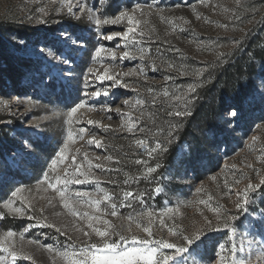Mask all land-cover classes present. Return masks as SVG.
<instances>
[{"label":"rangeland","instance_id":"374dc122","mask_svg":"<svg viewBox=\"0 0 264 264\" xmlns=\"http://www.w3.org/2000/svg\"><path fill=\"white\" fill-rule=\"evenodd\" d=\"M70 6L74 14L69 13ZM90 10L101 19L120 11L133 15L138 21L136 40L147 49L144 59L137 48L124 47L122 37L106 41L99 35L122 33L126 20L97 29ZM99 46L112 49L115 58L102 53L101 59L94 60ZM125 51L130 53L127 58H123ZM169 64L174 67L169 69ZM89 68L95 75L88 74ZM225 68L236 72L212 90L214 72ZM105 69L123 86L104 81L89 83L85 90L86 81H96ZM200 69L204 71L197 76ZM189 84L197 88L188 97V114L169 116V112L185 110L182 102L172 99L175 86L186 90ZM104 88L109 89L108 95H103ZM165 89L168 96L163 94ZM97 90L101 96L92 97ZM211 97L214 110L192 120L199 104ZM137 99L144 104L135 109L125 105V100L134 103ZM84 101L69 125L68 112ZM232 108L237 115L230 118L226 112ZM129 116L130 122L139 119L138 127L150 131L122 130ZM191 121L189 136L180 142V131ZM81 128L85 129L82 138ZM69 131L72 141H68ZM90 139L99 140L102 147L88 144ZM136 139H147L150 146L159 140L166 151L149 158L136 147ZM173 144L175 154L170 158L167 153ZM61 148H65L64 160L53 171L51 162L59 161ZM107 156L113 159L105 160ZM86 157L92 165L88 181L69 184L70 192L88 191L99 198L98 185L120 195L122 189L144 193V205L138 201L131 207L118 205L117 216L109 214L107 201L101 203V218L116 233L109 241L119 242L120 236L129 243L132 237L164 239L186 247L184 253L165 250L174 257L170 264H217L218 246L224 243L226 264H231L233 256L244 264H264V225L259 223L264 186L249 192L245 209L236 207L244 202L247 185H258L264 178V0H0V256L9 264H68L56 250L103 246L104 240L79 214L71 216L44 180L45 172L62 179L74 173L84 179L80 171H88ZM136 159L148 160L152 167L159 164V168L148 179L134 180L144 171L134 163ZM96 164H102L103 171ZM111 179L118 183H110ZM126 179L131 182L124 184ZM16 188L22 192L12 197ZM156 188L161 190L157 193ZM198 188L202 189L199 193ZM209 196L212 205L236 217L229 221L234 233L222 227L206 229V218L214 229L217 225L215 214L198 203ZM9 200L25 214L5 208ZM169 208L175 210L163 217L169 227H177L184 236L200 229L206 233L190 245L171 236L159 223L160 214ZM80 209L100 215L92 208ZM141 210L156 214L151 237L143 231L149 218L136 215ZM94 226L105 229L103 224ZM8 231L13 232L10 238ZM4 247L18 254L14 262Z\"/></svg>","mask_w":264,"mask_h":264},{"label":"snow or ice","instance_id":"6c2138e0","mask_svg":"<svg viewBox=\"0 0 264 264\" xmlns=\"http://www.w3.org/2000/svg\"><path fill=\"white\" fill-rule=\"evenodd\" d=\"M83 10V9H81ZM69 13L74 14L73 8L70 6L68 8ZM135 11V10H134ZM90 19H94V25L97 29H102L103 26L106 25H120L125 20L127 21V28L122 33L115 32L109 35H105L102 32H99L100 37H102L103 40L106 41H113L114 39L121 38L124 40V47H133L137 48V50L140 52V58L141 60L144 59L145 53L147 52V49H144L140 47V41L136 40V32L137 29L134 27L138 21L134 19L133 15H130L126 11H120L115 16H112L110 18H99L98 16L93 14V10H90ZM41 23H44V20L40 21ZM170 51L172 49H169ZM159 51V49H158ZM178 51V50H176ZM105 53L107 55L112 56L115 58V52L112 49H108L105 46H99L95 48V56L93 59H101V54ZM130 53L128 51H125L123 53V58L129 57ZM134 58V54H133ZM169 69H172L174 67L173 64L168 65ZM153 70H156L155 68ZM88 74L95 75L94 70L92 68H89ZM204 70L200 69L198 72H196V75L199 76L202 74ZM131 74V70L129 73H125V75ZM187 72L182 73V75H187ZM166 80H171V77H165ZM104 81H112L113 86H123L120 79H115L112 75H109L108 69H105L103 75H100L96 77V81L94 82H88L85 83V90L87 89L89 83H103ZM130 87V86H128ZM177 89V92L172 94V99L182 102L185 105L184 111H176L175 113L169 112L168 115H176V116H184L187 115V105L191 103V100L188 98L191 93H194L196 91L197 85L189 84L187 85L186 90H183L182 86H175ZM103 95H108L109 89L104 88L102 90ZM101 90H97L93 93H91L92 97L98 98L102 94ZM164 96H168L169 92L167 89L164 91ZM87 101L81 102L76 104L74 107L71 108V110L68 112V123L71 125L73 123V120L71 119L72 116L77 113L78 109L83 108L85 103ZM153 103H155V98H153ZM144 101L141 99L135 100L133 103L132 101L125 100V105H130L131 108H137L138 105H143ZM119 111V110H117ZM228 117H235L237 115V110L235 108H232L231 110L227 111ZM129 122L126 124L122 123V130L124 127H126L127 131L129 133H145L150 131L149 129H146L144 127H138L139 119L136 122H130L131 117L129 116ZM123 121V117H122ZM90 125L93 123V121L88 122ZM81 138L82 134L84 133L85 129L81 128L80 130ZM156 134H153V138H155ZM172 135V132H169V136ZM73 140V133L72 131H69L68 133V141ZM95 143L97 147H102L101 142L99 140L90 139L88 140V144ZM136 147L142 152L147 155L149 158H152L154 155H158L166 149L164 148L163 143H161L159 140L154 139V146H150L147 139H136L134 141ZM67 145H65V148ZM65 148H61L59 152V161L58 160H52L51 167L52 170H55L56 165L58 162H62L65 157ZM105 160H112L113 158L111 156H107L104 158ZM86 163L88 164V171H80V175L84 177V179H79L75 177L74 173H69V176L71 178H61L59 175H56L54 177L49 176L47 172L44 173V180L47 182L48 188L53 189V191L59 196L61 202L63 203V206L65 209L68 210V213L76 217L78 214L80 215L81 219H84L88 223V227L92 229V232L95 233L97 236L101 237L104 240L103 246H97V245H86L84 247H81L78 251L73 246H68L63 251L56 250V254L58 256L63 257L66 261H68V264H94V262L104 261V264H170L171 261L174 260V257L171 255H168L165 250H174L176 253H184L187 248L183 245H178L174 242H170L168 240L164 239H158V240H152V239H144V240H137L136 237H132L131 242L129 243L128 238L124 236H120V241H109L108 237L110 235L116 234L115 229L112 227L110 222L108 220H102V215L104 214L101 210V203L104 201H107L110 206V215L111 216H117V207H131L133 202L138 201L141 205H144L145 201L143 199L144 193L142 192H133L131 190H121L122 195L117 193H109L103 188H99L97 185L98 191L102 193V195L97 198L94 193L88 192V191H76L74 193L70 192L68 189V185L71 183H75L77 185L86 183L88 181V177L91 174V163L90 161H87L86 157ZM134 163L138 165H142L144 168V171L142 172L141 177H135L132 178L134 180H139L140 178L148 179L152 173H155L157 169L159 168V164H157L155 167L149 166L148 160H141L136 159ZM77 169H79V165H76ZM96 168H100L103 171V165L102 164H96ZM98 180V178H97ZM112 184H117L118 181L115 179H111L109 181ZM131 180L126 179L123 183L129 184ZM63 187H58V186ZM261 186H264V178H261L258 185H253L249 183L247 187L243 191V203H237L236 207L238 209H245L249 199L248 194L251 191H256ZM161 189L156 188L155 192H159ZM202 191V189L198 188L197 192L199 193ZM22 192L21 188H16L14 191H12L11 196L17 197L18 194ZM120 195L119 200H117V196ZM212 197L209 196L208 200H201L198 203L204 204L205 207H207L210 211H212L215 214L217 225L215 229L213 228V224L211 220L205 219V225L207 230H221V227L225 230H229L230 232L235 231L234 226L229 223L230 220L234 221L236 217L228 216L226 212L223 211L222 206L220 205H212L210 203ZM49 203H51V200H49ZM80 206H83L84 208H92L94 210V213H100V215L95 214H89L87 211H81ZM4 207L9 209L14 214H19L20 216H23L25 214L24 210L20 207H13L12 201L9 200L4 203ZM174 209H166L164 212L160 214V227L161 229L167 228L168 233L171 236L181 238L186 245H190L193 241L199 239L204 233H206L205 229H200L197 231V233L191 235V236H184L182 232L175 226L169 227L165 220L163 219L164 216H167L171 213H174ZM137 217H148L149 223L148 225L143 227V231L148 234L149 237L152 236V218L156 215L152 211H145L141 210V212L136 214ZM260 220L259 223L264 225V212L259 214ZM129 220H132L133 217L130 215L128 217ZM94 224H103L105 226L104 230H101L99 227L94 226ZM43 226V225H42ZM137 227H141L140 224H137ZM108 229H112V231H108ZM28 228L25 229L27 231ZM57 231H60V229H56ZM79 230V229H78ZM86 236H90L91 233H85ZM6 236L8 238L13 236L12 231H8ZM231 235L229 236V240H231ZM122 245H127L126 247ZM226 249V244L221 243L218 246V251L216 253L218 260L217 264H226L227 257L223 255L222 253ZM3 251L5 253H8L12 257V261L14 262L17 259V253L16 252H9L7 247L3 248ZM49 251H53L51 246H49ZM233 253H235V248L232 249ZM25 258H28L25 256ZM0 264H9L8 260L4 256H0ZM231 264H244L243 260H238L233 256Z\"/></svg>","mask_w":264,"mask_h":264},{"label":"trees","instance_id":"16d2710c","mask_svg":"<svg viewBox=\"0 0 264 264\" xmlns=\"http://www.w3.org/2000/svg\"><path fill=\"white\" fill-rule=\"evenodd\" d=\"M235 72L236 70L232 72L229 69L226 70V68L221 71L214 72V75H213L214 77L210 84L211 89L214 90L216 84L226 83L235 74ZM216 81H218V83ZM214 108H215V105H214V100L212 97L209 101L201 102L199 106L195 109L193 116H192V120L193 118L197 117L201 113L203 114L211 113L214 110ZM192 122L193 121L188 122L187 125L180 131L179 138H178L180 142L189 136V133L191 132V128L193 125ZM175 149H176V144L169 146V151L167 154L169 155L170 158L171 156L175 154Z\"/></svg>","mask_w":264,"mask_h":264}]
</instances>
